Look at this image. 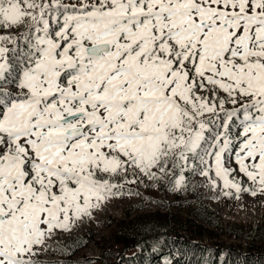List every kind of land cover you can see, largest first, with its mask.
<instances>
[{
    "label": "snow or ice",
    "instance_id": "1",
    "mask_svg": "<svg viewBox=\"0 0 264 264\" xmlns=\"http://www.w3.org/2000/svg\"><path fill=\"white\" fill-rule=\"evenodd\" d=\"M186 173L264 197V0H0V264Z\"/></svg>",
    "mask_w": 264,
    "mask_h": 264
},
{
    "label": "rangeland",
    "instance_id": "2",
    "mask_svg": "<svg viewBox=\"0 0 264 264\" xmlns=\"http://www.w3.org/2000/svg\"><path fill=\"white\" fill-rule=\"evenodd\" d=\"M235 131L236 126L234 125L233 132ZM186 175L188 177L187 186L180 190H173L166 183L159 187L131 186L132 191L138 195L125 194L110 199L100 209L95 210L91 218L77 222L71 232L59 233L57 238L50 241L51 255H44L42 260L45 264H57V262L58 264H104L108 262L109 264L118 256L115 254H118L119 248L113 236L118 220L128 217V211L132 212L131 217L157 209L164 211L166 208L164 203H169V208L174 215L187 218L190 207L198 204L199 197H204L203 201L218 213L224 225L237 224L245 227L264 221V197L259 195L252 197L248 193H241L239 199L225 197L219 190L210 188L203 177L195 173H186ZM245 183L247 186V182ZM185 190L189 193H185ZM193 191H196V194ZM211 229L214 231H205L203 235L193 233L195 239L211 245L247 246L248 249L251 246L264 245V241L260 244L251 239L239 238L222 230L221 227L214 226ZM178 230L182 231V234L185 232L184 229ZM84 236L90 238L84 239ZM83 240L85 243L77 248ZM109 247H114L112 256L105 254L104 250ZM166 262L164 260L163 264H167Z\"/></svg>",
    "mask_w": 264,
    "mask_h": 264
},
{
    "label": "trees",
    "instance_id": "3",
    "mask_svg": "<svg viewBox=\"0 0 264 264\" xmlns=\"http://www.w3.org/2000/svg\"><path fill=\"white\" fill-rule=\"evenodd\" d=\"M185 193L189 192L185 190ZM203 199L199 197L198 204L190 207L187 218L174 215L169 203L163 204L164 211L157 209L133 217L128 211L129 216L118 220L113 230L119 249L115 254L118 256L109 264H163L164 260L167 264H264V245L248 249L247 246L211 245L195 239L193 233L203 235L205 231H214L211 227L216 226L239 238L260 244L264 241V221L245 227L224 225L218 213ZM178 229H184V234ZM80 243L77 248L85 242ZM113 250L114 247H109L104 251L112 256Z\"/></svg>",
    "mask_w": 264,
    "mask_h": 264
}]
</instances>
